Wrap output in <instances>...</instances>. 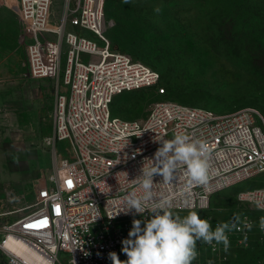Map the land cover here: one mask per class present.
<instances>
[{"label":"built area","instance_id":"2783aa9c","mask_svg":"<svg viewBox=\"0 0 264 264\" xmlns=\"http://www.w3.org/2000/svg\"><path fill=\"white\" fill-rule=\"evenodd\" d=\"M53 1L16 0L10 7L21 23L19 42L25 47L31 76L48 79L56 88L48 139L54 168L47 179L50 187L44 181L38 197L41 207L14 221L0 222L3 264H32L6 246L11 237L22 241L44 264H61L62 259L66 264H112L110 252L127 260L122 240L128 238L133 219L145 220L149 214L139 215L133 209L110 217L123 207V196L144 194L133 180L142 174L144 164L151 165L159 142L177 134L209 146L208 180L205 185L191 184L178 172L172 183L165 184L161 175H154L155 201H168V210L181 217L196 211L214 230L223 221L204 216L212 197L250 182L258 184L236 191L237 207L264 213L256 207L257 201L264 202L260 180L264 114L253 106L216 112L160 100L143 119L113 116L112 100L122 92L155 88L158 95H165L160 73L111 45L106 36L111 26L105 16L106 0H62L56 19ZM241 217L253 224L251 231L228 232V252L222 244L213 251L211 245L197 242L199 255L192 264H235L234 252L264 242L260 219L245 213ZM29 224L36 227L28 228Z\"/></svg>","mask_w":264,"mask_h":264},{"label":"rangeland","instance_id":"374dc122","mask_svg":"<svg viewBox=\"0 0 264 264\" xmlns=\"http://www.w3.org/2000/svg\"><path fill=\"white\" fill-rule=\"evenodd\" d=\"M15 5L0 0V214L13 211L0 222L41 207L38 197L44 181L50 187L54 168L48 139L56 88L48 79L33 78L25 65L21 30L12 38L13 27L4 21L17 19L10 8ZM62 8V0L53 1L54 19ZM105 16L111 45L157 70L166 89L163 96L155 88L116 95L113 116L143 119L160 100L216 112L253 106L264 114V0H106ZM257 184L221 191L204 216L230 222L245 213L260 219L264 213L241 211L235 202L238 189ZM233 261L264 264V242L234 252Z\"/></svg>","mask_w":264,"mask_h":264},{"label":"clouds","instance_id":"9594fccd","mask_svg":"<svg viewBox=\"0 0 264 264\" xmlns=\"http://www.w3.org/2000/svg\"><path fill=\"white\" fill-rule=\"evenodd\" d=\"M124 2L128 3L129 0ZM161 10L159 6L154 9L156 13ZM159 143L161 146L154 158L149 159L151 165L144 164L142 174L133 180L140 184L144 194L137 196L136 192H132L123 196V207L110 217L114 218L121 212L128 214L133 209L139 215L146 212L149 214V218L145 220L133 219L128 238L122 240V252L127 260L121 261L117 253L110 252L112 264H192L199 255L197 242L211 245L213 251H216L217 245L222 244L224 252H228V232L242 229L251 231L253 228L246 217L242 220L241 215L236 214L232 221L217 224L213 230L211 222L201 218L196 211H189L186 216L181 217L168 210L171 207L168 201H155L154 175H161L162 182L169 184L180 172L191 184L205 185L210 168V149L205 142L187 134H177L173 139ZM256 207L264 210V202L257 201ZM259 229L264 232V216L259 220ZM246 239L245 236V241ZM208 264H212V261Z\"/></svg>","mask_w":264,"mask_h":264},{"label":"bare ground","instance_id":"6f19581e","mask_svg":"<svg viewBox=\"0 0 264 264\" xmlns=\"http://www.w3.org/2000/svg\"><path fill=\"white\" fill-rule=\"evenodd\" d=\"M14 2L16 4V0H14ZM6 246L10 250H12L14 253L25 258L26 260H28L32 264H44L41 261L40 257L36 253H34L32 250L27 248L26 245L20 240H17L15 238L11 237L7 241Z\"/></svg>","mask_w":264,"mask_h":264},{"label":"crops","instance_id":"0c3cea01","mask_svg":"<svg viewBox=\"0 0 264 264\" xmlns=\"http://www.w3.org/2000/svg\"><path fill=\"white\" fill-rule=\"evenodd\" d=\"M5 22H9L12 27H13V33H12V38L15 37L18 32L21 30V23L19 21V19H14V18H8V19H4ZM6 23V24H7ZM25 56H26V53H25ZM1 261H2V258H1Z\"/></svg>","mask_w":264,"mask_h":264},{"label":"snow or ice","instance_id":"6c2138e0","mask_svg":"<svg viewBox=\"0 0 264 264\" xmlns=\"http://www.w3.org/2000/svg\"><path fill=\"white\" fill-rule=\"evenodd\" d=\"M69 183H71V182H69ZM27 227H28V228H35L36 225H35V224H29V225H27Z\"/></svg>","mask_w":264,"mask_h":264},{"label":"trees","instance_id":"16d2710c","mask_svg":"<svg viewBox=\"0 0 264 264\" xmlns=\"http://www.w3.org/2000/svg\"><path fill=\"white\" fill-rule=\"evenodd\" d=\"M260 110V109H259ZM261 111V110H260ZM262 112V111H261Z\"/></svg>","mask_w":264,"mask_h":264}]
</instances>
